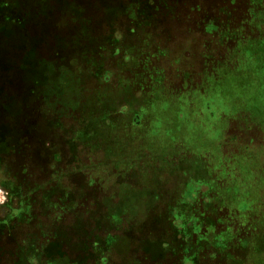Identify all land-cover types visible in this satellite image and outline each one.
<instances>
[{
  "label": "rangeland",
  "instance_id": "374dc122",
  "mask_svg": "<svg viewBox=\"0 0 264 264\" xmlns=\"http://www.w3.org/2000/svg\"><path fill=\"white\" fill-rule=\"evenodd\" d=\"M0 264H264V0H0Z\"/></svg>",
  "mask_w": 264,
  "mask_h": 264
}]
</instances>
